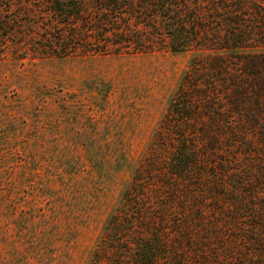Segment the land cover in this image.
Segmentation results:
<instances>
[{
  "label": "rangeland",
  "instance_id": "rangeland-1",
  "mask_svg": "<svg viewBox=\"0 0 264 264\" xmlns=\"http://www.w3.org/2000/svg\"><path fill=\"white\" fill-rule=\"evenodd\" d=\"M49 1L0 0V264H119L138 235L156 231L170 245L180 241L178 248L190 236L204 242L198 239L201 229L189 233L176 198L168 221L154 217L171 200L166 184H176L155 170L167 167L169 150L180 140L178 130L168 125L159 139L172 101L189 69L209 58L166 46L115 45L114 35L104 37L112 28L99 21L107 16L97 0H80L83 21L70 26L59 22ZM245 1L264 10V0ZM254 17H248L249 25ZM119 26L131 38L128 25ZM251 45L244 52H264L255 41ZM201 70L195 79L204 76ZM219 115L220 142L216 149L202 150L201 160L207 168L217 166L215 176L205 174L204 182L213 193L206 198L217 194L220 202L208 199L206 214L199 213L216 220V212L236 197L224 186L229 174L248 179L238 198L246 194L254 207L234 206L232 216L239 219L220 217L213 230L228 234L223 245L229 248L249 247L237 244V234L249 238L248 230H238L250 223L243 216L261 212L264 143L253 130L227 137L233 125H227L226 112ZM195 124L203 129L212 122L204 118ZM186 130L199 133L193 126ZM210 136L217 138L203 132L191 138L203 143ZM161 148L163 154L157 153Z\"/></svg>",
  "mask_w": 264,
  "mask_h": 264
},
{
  "label": "trees",
  "instance_id": "trees-1",
  "mask_svg": "<svg viewBox=\"0 0 264 264\" xmlns=\"http://www.w3.org/2000/svg\"><path fill=\"white\" fill-rule=\"evenodd\" d=\"M49 3L51 11L64 26L78 25L83 21L78 18L85 11V4L80 3V0H50ZM97 3L107 16V19L99 21L112 28L111 34H105L104 37L108 39V35H114L117 39L113 42L115 45H129L138 50L166 46L174 52L194 50L206 59L209 58L193 65L189 73L185 72L186 84L179 96L172 101L171 111L163 121L165 126L160 127L159 133V139L162 140L164 129L168 128L166 125L173 126L178 130L180 140L169 150L172 154L166 159L167 167L155 170L166 174L176 184H166L171 190V200L159 206L162 216L154 217L162 222L168 221L169 212L172 211L169 209L170 204H174L172 200L176 198L181 201L179 208L187 218L189 233L193 235V230L201 229L203 234L198 239L204 242L199 241L197 244L196 237L190 236L184 240L187 246L178 248L180 241L170 245L157 231L146 237L138 235V239L130 243L129 254L123 255L119 264H264L262 198L259 202H262L259 204L261 212L243 216L250 223L238 228L239 231L248 230L250 235L248 238L242 233L237 234V244L241 241L248 242L249 247L237 245V248H229L228 244L223 245L228 234L213 230L221 224L220 217L230 222L239 219L232 216L234 206L245 211L252 207L246 194L238 198V194L245 190L243 185H246L248 179L229 174V181L224 186H230V191L236 197L227 202L229 206H226V210L213 208L219 209L216 220L209 222L206 216L199 213L200 209L206 214L204 206L208 199L220 202L217 194L206 198L207 194L213 193L204 182L205 174L209 178L215 176L217 166L207 168L201 160V152L205 155L202 150L216 149L220 142L221 137L216 133L219 114L226 112L227 125H233L230 132H227V137L233 138L230 134L249 135L253 130L258 132L261 143H264V52H244L253 47L249 46L252 41L264 48V10L258 6L250 7L245 0H97ZM251 15L252 18H258L249 25L251 18L248 17ZM133 21L136 22V28L130 26ZM121 24L128 25L127 28L131 29V38H125L128 34L121 29ZM248 35L251 37L250 42ZM200 69L205 74L201 79H195ZM196 89L197 93H191ZM203 107L208 112L198 114L197 111H201ZM204 118L210 120L212 125H205L201 129L195 122L197 120L199 123ZM220 122L223 123L222 120ZM189 126L198 131L201 129L199 133L203 132L204 136L215 133L217 138L210 136L201 143L198 139L191 138L199 133L186 130ZM160 145L165 146L162 143ZM162 149L164 150L161 148L157 153L163 154ZM184 186L187 187L186 190L182 189ZM193 187L196 190L191 191L190 188ZM261 195L264 196V191ZM175 213L182 215L180 212ZM196 221L203 222L205 226L189 224ZM175 223L179 225L181 220Z\"/></svg>",
  "mask_w": 264,
  "mask_h": 264
}]
</instances>
